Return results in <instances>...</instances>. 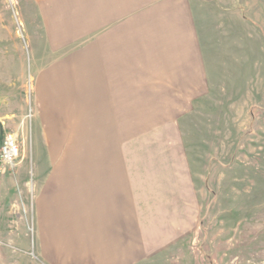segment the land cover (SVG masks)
I'll use <instances>...</instances> for the list:
<instances>
[{
	"label": "crops",
	"instance_id": "0c3cea01",
	"mask_svg": "<svg viewBox=\"0 0 264 264\" xmlns=\"http://www.w3.org/2000/svg\"><path fill=\"white\" fill-rule=\"evenodd\" d=\"M21 4L25 35L36 20L40 41L29 42V154L10 178L0 161L12 203L0 201V264H35L30 226L47 264H145L174 239L187 180L182 157L159 150L164 133L179 149V117L208 92L193 2ZM13 86L4 76L2 134L25 132Z\"/></svg>",
	"mask_w": 264,
	"mask_h": 264
},
{
	"label": "rangeland",
	"instance_id": "374dc122",
	"mask_svg": "<svg viewBox=\"0 0 264 264\" xmlns=\"http://www.w3.org/2000/svg\"><path fill=\"white\" fill-rule=\"evenodd\" d=\"M22 1L0 0V96L5 76L14 84L7 96L25 103L28 113L34 49L29 42L39 43L40 26L30 20L32 34L25 35ZM191 1L208 92L179 117V149L164 133L159 150L182 157L187 180L181 181L174 239L145 264H264V0ZM19 133L27 158L28 136ZM4 167L7 178L17 169ZM9 182H0V201L12 205Z\"/></svg>",
	"mask_w": 264,
	"mask_h": 264
},
{
	"label": "built area",
	"instance_id": "2783aa9c",
	"mask_svg": "<svg viewBox=\"0 0 264 264\" xmlns=\"http://www.w3.org/2000/svg\"><path fill=\"white\" fill-rule=\"evenodd\" d=\"M32 106L29 105V111L26 114L25 120L22 122L23 127L25 126V132L29 137L30 134V122L33 117L32 114ZM20 147H21V139L19 137V133L17 131H6L3 133L1 144H0V161L8 166H15L17 163V159L20 155ZM29 230L32 234L31 247L27 251L30 258L35 262V264H47L44 260L40 259L35 250L34 243V228L32 226L29 227Z\"/></svg>",
	"mask_w": 264,
	"mask_h": 264
},
{
	"label": "water",
	"instance_id": "95a60500",
	"mask_svg": "<svg viewBox=\"0 0 264 264\" xmlns=\"http://www.w3.org/2000/svg\"><path fill=\"white\" fill-rule=\"evenodd\" d=\"M2 136H3V134H2V132H1V133H0V144H1Z\"/></svg>",
	"mask_w": 264,
	"mask_h": 264
}]
</instances>
